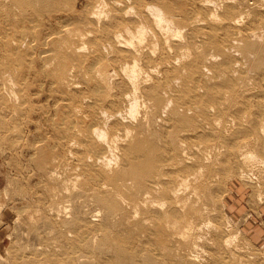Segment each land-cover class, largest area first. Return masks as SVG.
<instances>
[{"label":"rangeland","instance_id":"rangeland-1","mask_svg":"<svg viewBox=\"0 0 264 264\" xmlns=\"http://www.w3.org/2000/svg\"><path fill=\"white\" fill-rule=\"evenodd\" d=\"M205 1L208 0H183V8L185 9L184 11L190 15L191 20L183 24L184 27L181 30L182 33L180 35V40L183 42L186 40L191 42V47L189 49V53L190 51L192 52L190 53L191 56L193 55V57H201L202 61L200 62L198 72L199 76H203L202 78L204 83L197 82L193 79H189L188 77H176V69H180L181 64L175 62L172 54L169 52H166V54L162 56L159 53L160 51L157 50V56H155L159 58L158 62H155L157 59L153 55H150V58H143L146 60L141 59V61H138V69L139 67V70L143 69V75L141 77H146V87H152L160 82L164 84L163 89L161 90L162 99H164V101L167 100V102H164L163 106L162 104L159 105L157 103L158 107H156L157 109L154 107V111H151L144 106H142V108L140 107L139 113L141 114L138 113V116L136 115L135 119L133 120L131 119L133 118L131 116L127 117L126 115V118L123 116L127 114L123 113L128 109V104L124 101L125 93L123 92H127L129 85L126 80V76L121 70L123 65L133 63V55L128 54V56H126L121 53V51H128V49L118 47L115 44H110L105 41H98L97 38L99 37V23L97 22H93L96 26L84 27V30L81 31L84 35H88V32L91 33V36L89 35V37L84 38L85 40L81 39L82 34L80 36L74 34L72 36L71 42H69V45L68 43H65V39L70 36L56 37L57 41L54 42L56 46L60 48L63 46L61 48L62 51L64 50L63 52L70 56V60L67 62L61 63V61L58 59H54L52 60L54 62L49 61L50 64L47 63L49 66L42 65L40 67L42 63L32 64L30 70L27 72V77H29L27 78L26 73H24V77L27 79L25 78L22 83L19 82L20 75L22 74L21 69L14 70V82H11L10 79L8 80L7 78L10 76L5 74L9 84L6 83L4 91H1L2 89L0 90V264H31V262L34 264L96 263L97 256L96 254L94 255L93 248L91 247L93 244L94 248L98 247L100 239H98L99 237L97 234L101 235L98 225L103 219L105 213H108V210L103 208L105 207V204L102 203L103 199L114 198L113 200L116 201L125 200V205L123 204V207L126 206L124 207L127 209L124 210L126 216L124 215V212L121 214L117 211V215L115 216L118 217L114 218L112 223L113 227L117 225L118 229H123V231L119 229L122 231V233L126 232V234H128L127 231H131V228L135 229L141 220V213L143 212L144 208L142 209L140 204L141 200L138 198V190H128L126 188L127 190L125 189L118 192H110L111 196L110 194H107L101 185H107L108 180H105L100 176L102 171L101 169H105L106 166L103 163H100V161L98 163L97 159L88 156L87 152L83 149L87 148L86 146L77 144V140L79 141L82 139V137H84V127L88 124L90 125L94 123L95 121L100 122L99 125L100 128L102 127L101 129H103V127L105 128L106 125L109 129L108 143L110 144L104 142H100V144L104 148L108 149L112 143L111 140L113 136L110 134L112 119H108V123H105L106 121L103 122L101 120V112L98 108L96 109L95 116H92V108L88 109L89 107L93 106L91 105V90H94L97 85H100L101 90L104 89L103 93H107L105 95L103 94L105 97L106 95L112 97L109 98L113 107L112 109L108 110V114L113 115L114 113L120 114L123 112L121 117L122 125L128 126L129 128L133 129L134 132L136 129L138 130L135 133L132 132V135L140 133L139 137L141 140H143V142L150 137L152 139L154 138V142L158 145L160 150L158 152V157L162 159L161 161L167 160L166 165L168 164V166L166 170L172 172L171 175L175 180L180 179L181 176H188V178H190L186 184H189V191L193 192V186L196 188V190L197 188L201 189L200 192L197 190L198 194H201V198L198 197L199 195H193V193L197 194L196 191L191 194L188 192V189L183 186L180 187V189L185 188L184 191L182 190L183 194L187 193L189 195H183L181 191V194L183 195L182 198L179 194L181 199H185V202L188 199L186 198L187 196L191 197L193 201L195 200L193 202L190 201L192 199H188L186 205L185 202L182 203L180 205L182 210L180 215L177 217L178 225L186 226L185 224H190L191 231H188L189 234L192 232V230H194L190 234L192 236L190 237V240L195 241L197 239L195 242L197 247H199L198 250L197 247L196 249L191 250V252L193 251L191 253L192 260H194L193 258L196 259L194 263L264 264V0H213L216 5L218 4V7L214 4V2H212V0H209V4ZM2 2L3 1L0 0V6H2ZM211 2L215 5L218 12L215 10V7ZM79 5L80 2L77 3V7L75 9H79ZM71 7L74 8L72 4ZM73 11V15H77L76 10ZM211 13L214 15L216 14V17ZM211 15L215 17V19L217 16L219 17L215 20ZM208 16L210 18L212 17L211 19L213 22L208 18ZM196 19L198 20L194 24L193 22ZM186 27L188 28L187 30L184 29ZM74 29L75 28L72 27L71 30L74 31ZM92 34L94 35L92 36ZM185 36L187 38L183 39ZM88 40H97L99 45H90L88 44ZM204 42L206 45L203 44ZM208 43H211V45ZM247 44L249 46L252 45V49H249L255 51L253 52L255 54H252L248 47L246 49L245 45ZM11 45L14 47L16 46L14 42L11 43ZM255 45L258 47V49L255 47ZM23 46L27 48L26 44ZM79 46H81V48L83 46V48L78 49ZM86 46L88 50L85 48ZM259 46L261 47L260 50ZM24 47H22L23 50L21 49V53L23 55L22 59L25 60V58H27V60L32 63V58L27 56L30 55L31 51L26 48L24 49ZM198 47L201 48L199 49ZM39 48V51L43 49L42 47ZM2 49L3 45L0 44V53ZM218 50H224L225 53L222 51L219 53ZM25 54L26 57H24ZM82 55L86 58L85 60L81 58ZM0 57L2 58L1 54ZM89 61H93L95 65L98 62L96 65L98 68L90 70L88 68ZM257 63L259 66L256 65ZM261 65L263 66L262 68ZM255 66L258 68V70L255 69ZM156 67L160 68L159 73L156 70ZM152 69L153 72L155 74L158 73V75L151 73ZM216 72H219L220 75H218ZM149 75L151 77H149ZM221 75L223 78L227 77L226 80L220 77ZM241 76L243 80H241ZM115 77L120 78L115 79ZM102 78L104 80H101ZM209 78L214 79V82L213 80L211 82ZM178 79H181L182 83L181 81L178 83L176 81ZM60 81H62L64 84L66 83L65 85L63 84L66 93L76 92L78 97L77 110L79 111V114L77 111V119L79 121V125L77 132L79 133L78 137H75L76 139L71 141L72 144L75 142L73 148L68 145L67 148L69 150L66 149L64 151V155L61 160L57 159L58 163L56 166H51L50 161H47L43 165V169L41 167H39L41 168L39 169L37 167L38 165L36 164V161L38 160V154L35 153V147L38 142L40 143L43 139V142L45 141L47 144L52 143V139L48 138V141L45 140L47 137H49V134L51 135L52 126L50 122L52 118L53 121H58L64 117L62 112H58L60 110L59 106H55V104H57L56 100L59 98V94L57 92L58 90L53 92L56 88L55 83H60ZM151 81H153L154 84ZM176 82L180 85V87ZM67 83H71L70 86ZM75 84L78 85L76 86ZM112 85L113 88L111 87ZM68 86L72 88H68ZM168 86L171 87L170 91L168 90ZM245 86L247 88H245ZM200 88L204 89L199 90ZM241 88H244V92L241 90ZM7 89L9 92L6 91ZM9 89H11V91ZM21 90H24V93L28 94L27 96L30 99L25 96L27 105H25V108L23 109H25L27 113H20V115L13 113V110L16 112V105L24 102L22 96L19 94V91ZM248 91L252 93L250 94ZM139 96L140 94L138 93V96L136 97ZM177 96H183L184 98L177 99ZM231 96L233 100L231 99ZM139 98L142 101L144 100V98H141V96ZM169 98L173 99V102L169 100ZM225 101H227V103ZM221 102L224 103V105ZM151 104L153 103L151 102ZM164 104L166 106L168 105V107L164 106ZM175 104L179 107H176ZM223 106H226V108L222 109ZM212 107L214 111L212 110ZM174 108H178V111L181 114L185 112L183 111L184 108H188V112H190L191 109L192 112H187L190 115L188 116L187 114V117L188 119L190 117V119L194 121L182 126L179 125L177 128H175L176 126L174 127L175 124L173 125L174 122L170 113V111ZM123 117L124 119L122 120ZM146 117L147 120L145 119ZM215 118L220 120L221 125ZM93 119L95 120L93 121ZM148 119L150 121H148ZM215 121H217V123H215ZM146 122L150 123L151 127L146 125ZM104 123L106 125H104ZM218 123L220 126L215 125ZM145 125L149 128H147ZM193 127L194 130L197 129L195 131H198V134H194L192 138L193 140L191 141H186L183 140V138H179V143L180 140H182L183 143L185 141V143L182 144L181 141L175 150L176 153L175 151L173 152L172 147L169 145V143L172 141V138L184 130L192 131ZM147 129L148 131H152V134L149 133ZM175 130L176 132H174ZM120 132L121 126H119L118 129H112V133L119 134ZM141 134L143 135L141 136ZM155 135L156 137H154ZM46 143L42 144L47 145ZM167 144L169 146H167ZM75 145H77V147H75ZM78 146L81 148H78ZM146 146H148V144H146ZM123 147H125V145H123ZM112 149H114V147ZM32 150L35 151L33 152ZM70 150L71 153H69ZM212 150H216V152L213 153L211 152ZM240 150L244 151L242 152ZM115 151H112L113 153L115 152V154H113L114 157H112L110 152L107 154V162L109 163V167H106L105 169L106 171L108 170L106 175H111V172L114 173L115 169L120 168L123 164V150H120L119 147V150ZM33 153L36 156H34ZM239 153H242L243 156L241 157ZM29 154H31V156ZM116 158H120V160H117ZM51 159L52 156L48 154L46 160ZM179 162L180 165L178 164ZM91 164L93 165L91 166ZM202 165L205 168H203ZM185 166L189 167V169L183 170ZM201 167L203 168V171L200 169ZM199 169L202 171V173L201 171L198 173ZM68 171H70V173ZM43 172L47 173L44 174ZM52 172L54 173V177L49 175ZM190 173H198V176L201 175L199 177L200 179H198L195 183L193 179L194 176H190ZM48 175L51 179L48 178ZM68 177L70 179H67ZM75 177L77 179H74ZM72 180L73 182L74 180H77L74 182V184L79 182V186L77 183L74 186ZM175 180L168 178V186L170 188L178 186V181ZM171 181H173V184H170ZM84 182H87V184ZM100 182L103 183L101 184ZM193 182L196 184V186H198L196 187ZM82 183L85 184L86 188L84 189L87 191V193L85 195L80 194L81 197L80 195H77L76 200L72 201L73 195H75V193H79L78 191L80 189L78 188H81L80 185ZM84 184H82V186ZM199 185L203 188L199 187ZM87 187H91V189L89 190ZM49 189L53 192H49ZM52 193L57 194V197H55ZM130 194L132 195V199H128V196L131 198ZM117 196H119V198ZM52 197L55 199L53 198L52 200ZM170 197L169 199L166 198V194L159 195V197L155 196V198L158 199L156 200V202H158L156 205L158 206L156 207L155 205L154 209L160 208L165 210L170 206L174 208L175 204L172 202ZM50 199L54 203H52ZM189 201L190 203H188ZM164 202L167 205L162 206L161 203L165 204ZM191 202L194 204L196 202L197 204L194 206L192 205L191 208ZM51 203L53 206L50 205ZM137 203L138 207L136 206ZM76 205L78 208L81 207L82 211L85 212V220L81 221L79 224H76L73 221L76 219L74 216ZM182 205L185 206L183 207ZM50 206L52 209H50ZM160 206L165 207L161 208ZM187 206L191 208L190 211H188L189 209H185ZM69 207H72V209ZM138 209H140L139 212L137 211ZM195 209L198 211H193ZM52 210L54 211L51 212ZM67 210L73 211L70 212ZM114 210H111V212ZM185 210L188 211V214L186 215L184 214L186 212ZM192 211L196 212L197 214L193 213ZM191 213H193V215H191ZM133 216L136 219L133 218ZM189 216H192V218ZM194 216L195 218H193ZM119 217L123 219H120ZM130 219L132 220L130 221ZM119 221L124 224L120 223ZM64 222L65 224H63ZM69 222L72 224H69ZM183 222L185 223L183 224ZM132 223H135L136 227H133L134 225ZM128 225L130 226V229ZM88 231L90 233L89 235L87 234L89 237H98L96 241L91 240L90 243L88 240L91 238L86 239V237L82 236V234H86ZM121 231H119V233ZM126 234L124 236H126ZM127 236L121 241L128 248L129 254L134 257V262L137 261L136 263L138 264H183V261L180 258L178 259L179 261L177 260L176 254H173V251L171 254L170 252L168 253L167 250L162 252L163 254L161 251H159L160 248L157 245L161 244V242L165 240L159 239L160 243L158 240L145 242L144 240H137L136 238L130 240ZM179 240H173L176 241L178 245L174 242L172 245H170L174 249H177L178 247L179 249H183L184 239H181V241ZM224 240L226 243L228 242L227 246L225 245L226 243ZM180 243L182 244L181 247L179 245ZM93 256L96 257L93 258ZM91 257L95 261H93Z\"/></svg>","mask_w":264,"mask_h":264},{"label":"bare ground","instance_id":"bare-ground-1","mask_svg":"<svg viewBox=\"0 0 264 264\" xmlns=\"http://www.w3.org/2000/svg\"><path fill=\"white\" fill-rule=\"evenodd\" d=\"M2 1H3L2 2V6H0V41H1L0 44L3 45V49H2V51L0 53L2 55V58L0 57V90L2 89L1 91H4V87H5L6 83L9 84V82H8L9 79H10L11 82H14L13 73H14V70H16V69H21L22 70V74L20 75V78H19V82L22 83V81L27 77V72L30 70L32 64L42 63L40 65V67H41L42 65L46 66L47 63H49V61H52L54 59H58L59 61H61V63H64V62H67L68 60H70V56L67 53L63 52L64 50L62 51L61 48L63 46L60 48V47L56 46V44L54 43L55 41H57L56 37L70 36V37H67L65 39V41H66L65 43L69 44V42H71L72 36L74 34L77 35V36H80L82 34L81 31L84 30V27L96 26V25H94L93 22L99 23V25H98V27H99L98 28V31H99V33H98L99 35L98 36L99 37L97 38L98 41H105V42H108L110 44H115L118 47L128 49V51H121V53L126 55V56H128V54L133 55V59H134L133 63L125 64V65H123V68L121 69L123 74L126 76V80L128 82V85H129L128 88H127V92L126 91L123 92V93H125L124 101H125V103L128 104L127 111L124 112V113L122 112L123 114L127 113V114L123 115L125 118H126V115H127V117L128 116L133 117V118H131L132 120L135 119V116L139 113V109H140V107L142 108V106H144L145 108L147 107L151 111H154V109L156 107H158L157 103L159 105L162 104V106H163V103L167 102V100L164 101V99H162V91L161 90L163 89V85L164 84L162 82H160V83H158V84H156V85H154L152 87H146L145 86V84L147 83L146 79H145L146 77H141L143 75L142 74L143 69L139 70L140 67L138 69V61H141V59L142 60H146V59L150 58V55H153L157 59V60H155V62H158L159 58L156 57L157 56L156 55V51L157 50L160 51L159 53L162 56L165 55L166 52H169L170 54H172L174 61L181 64V65L179 64L181 66V68L178 69V70L176 69V71H177L176 77H180V78L181 77L182 78L188 77L189 79H193V80H195L197 82L204 83V80L202 78L203 76H199V72H198L199 66H200V62L202 61L201 57L200 56H194L193 57V55L191 56L190 53H192V52L190 51V53H189V49L191 47V42L189 40H186V41L184 40L185 42L180 40V35L182 33L181 30L184 27L183 24L185 22L191 20L190 15L184 11L185 9L183 8V0H73V1L72 0H2ZM214 1H216V0H214ZM214 1L212 0V2H214ZM78 2H80L79 9H75L77 7V3ZM205 2H207L208 4L210 3L209 0L205 1ZM71 4H72V6L74 8L71 7ZM212 4H210V5H212ZM214 4H215V2H214ZM215 5H214V7H215ZM73 10H76L77 15H75V14L73 15V12H74ZM215 10H216V7H215ZM212 15L216 17V14L215 15L212 14ZM215 17H213V18L215 19ZM218 17L219 16H217V18ZM208 18L211 19L209 16H208ZM197 20L198 19H196V20H194V22L193 21L192 22L195 24V22ZM219 20H221V19H219ZM212 22H213V20H212ZM192 24H191V26H192ZM198 24H199V21H198ZM219 24H220V22H219ZM235 25H236V23H235ZM72 27L75 28L74 31L71 30ZM184 29L187 30L188 28L186 27ZM92 32H94V31H92ZM90 34H91L90 32H88V35L87 34H85V35L82 34L81 39L83 40L85 37H89ZM39 35L42 36V37H40ZM93 35L94 34H92V36ZM183 36H184V34H183ZM253 37H254V35H253ZM76 38H78V37H76ZM185 38H187V37L186 36L183 37V39H185ZM97 40H88V44L93 45V46L95 44L99 45ZM13 42L16 45L15 47L11 45V43H13ZM25 44H26L27 48L23 46ZM203 44L206 45L205 42ZM208 44L211 45V43H208ZM248 44H250V43H248ZM247 45H245L246 49H247V47L249 49L252 46V45L251 46H249V45L247 46ZM66 46H67V44H66ZM22 47H24V49L26 48V49H29L31 51L30 55H27V56L32 58V60H33L32 63L29 62L27 60V58H25V60L22 59V57H23V55L21 53V51L23 50ZM39 47H42L43 49L41 51H39V49H40ZM255 47H256V45H255ZM82 48H83V46H82ZM82 48H81V46L78 47V49H82ZM85 48H87V46ZM256 48L258 49V47H256ZM219 49H220V47H219ZM243 49H244V47H243ZM251 49H249V51ZM260 49H261V47L259 46V50ZM87 50H88V48H87ZM105 50H106V48H105ZM196 50H197V48H196ZM221 51L222 50H220L219 53ZM242 51H244V50H242ZM109 52H110V50H109ZM222 52L225 53L224 50ZM253 52H255V51L251 50V53L255 54ZM109 56H111V55H109ZM24 57H26V54H25ZM263 57H264V55H263ZM81 58H83L84 60L86 59L83 55L81 56ZM143 58H146V59H143ZM84 60H83V62H84ZM52 62H54V61H52ZM49 64L47 66H49ZM97 64H98V62L96 63V65ZM96 65H95V63L93 61L92 62L89 61V64H88L89 67L88 68L90 70L98 68ZM256 65L259 66L258 63ZM156 66H157V64H156ZM159 67H156L157 69L155 68L158 71V73L160 71ZM262 67L263 66L261 65V68ZM255 69L258 70V68H256V66H255ZM112 70H113V68H112ZM41 72H43V71H41ZM24 73H26V77H24V75H25ZM151 73H154L153 69H152ZM158 73L157 74L154 73V74L158 75ZM216 73H218V75H220L219 72H216ZM5 74L6 75L8 74V76H10V77L7 78ZM4 75H5V77H4ZM117 76H118V74H117ZM146 76H148V75H146ZM149 77H151V76L149 75ZM149 77H147V78H149ZM205 77H206V75H205ZM220 77H222V75ZM116 78H120V77H115V79ZM222 78H220V79H222ZM226 78L227 77H225L223 79L226 80ZM241 78H242V76H241ZM205 79H207V78H205ZM6 80H7V82H6ZM101 80H104V79L102 78ZM210 80H211V82H212V80L214 82V79H210ZM241 80H243V78ZM62 81H64V80H62ZM62 81H60V83H55L56 84V88H55V90L53 92H56L58 90L57 92L59 94V98L56 100L57 104H55V106H57V105L59 106L60 110L58 112L59 113L62 112V114H64V117L62 119L58 120V121H53V118H52L51 122L49 121L51 123V126H52V131H51V135L49 134V137H47L45 140L48 141V138L52 139V143L47 144L45 141L43 142V140H44L43 139L41 142L42 143H46L47 145H43L41 142L40 143L38 142V144L36 145V147H35L36 148V152L35 153H37L38 156H39V158L37 156L38 160L36 161V164L38 165L37 166L38 168L41 167L43 169V165L47 161H50L51 166H56L57 163H58L57 159L61 160V158L64 155V151L66 149H68L67 148L68 145H70L73 148V145L75 144V142L72 144L71 141L75 140L76 139L75 137H78V133H79V132H77L78 131L77 128H78V125H79V121L77 119V111H78L77 110L78 109L77 100H78V97L76 95V92H74V93L73 92L72 93H66L65 92V88H64V85L66 83L64 84ZM176 81L178 83H180L179 81H181V79L180 80L178 79ZM239 81H240V79H239ZM151 82L153 83V81H151ZM181 83H182V81H181ZM209 83H210V81H209ZM23 84H24V82H23ZM70 84H68V85L70 86ZM195 85H196V83H195ZM69 86H68V88H72V87H69ZM111 87L113 88V85ZM168 87H169L168 90L170 91L171 87L170 86H168ZM179 87H180V85H179ZM106 88L111 89L109 87H106ZM245 88H247V87L245 86ZM201 89L202 88H200L199 90H201ZM243 89L241 88L242 91H243ZM9 90L11 91V89H9ZM103 90H101L100 85H97V87L94 90H91V100H92L91 105H93V106L89 107L88 109L92 108V111H91L92 116H95L96 109L98 108L99 111L101 112L100 113L101 114V120L103 122L106 121L105 123H108L107 121L112 119L111 120L112 123H111V126H110V134H111V136H113V138H112V140L110 139L112 141L110 147L112 146L111 149L114 147V149H112V151H115V150L118 151L119 147H120V150H123L122 154H123V164L124 165L122 164V166L120 168L115 169V171L113 170L114 173L111 172L112 176L110 174L106 175L108 170L106 171L105 169H106V167H109L108 166L109 163L107 162L108 161L107 160L108 159L107 158V154L110 152V154H112V157H114L113 154H115L116 151L113 153L111 151L110 147H108V149H106L100 144V142L101 143L104 142V143L110 144V143H108V140H109V129H108V127H107V125L105 123H104V125H106L107 130H106V127L105 128L103 127V129H101L102 127L100 128V125H99L100 122L99 121L98 122L95 121L94 122L95 124L92 123L90 125L89 124L86 125L84 127V137H82V139H80L79 141L77 140V142H78L77 144L86 146L87 148H83V149L87 152L88 156L97 159L98 163L100 161V163H103L106 166L105 169H101L102 171L100 173V176L103 179L108 180V184L107 185H101L103 190H105V192H107V194H110V192H112V191L113 192L114 191L118 192V191H121V190H125L126 188L128 190H132V189L133 190H135V189L138 190V198H139V200H141L140 204L142 206V209L144 208L143 212L141 213L142 214L141 220L139 221L137 227H136L135 223L134 224L132 223L134 225V226L133 225L132 226L136 227L135 229L134 228L130 229V226L128 225V227H129V229L131 231H129V232L127 230L126 231H127V233L129 235L126 234V232H124V233L126 234V236L128 235L127 237L130 240L134 239V238H136L137 240H144L145 242H147V241L151 242L153 240H156V241L158 240V242H159V239L165 240V241H162L161 244L157 245V246H159V248H160L159 251H161V253L165 252L167 250V252L168 253L170 252V254H171L172 251H173V254H176L177 260L180 258L183 261L182 262L183 264H195L194 262H195L196 259L193 258L194 260H192L191 253L193 251L191 252V250L192 249H196L197 245H196L195 241L197 239L195 241L193 240L194 242L192 240H190V237H192L190 234L194 230H192V232H190V234H189L188 231H191L190 230V224L188 223V225L185 224L186 226H180V225H178V222H177L178 221L177 217L180 215V212L182 210V207L180 205L185 202V199L183 200V199H181V197L184 194L189 195L187 193L183 194V191H184L185 188L186 189L189 188V186H188L189 184H186V182L188 183V180H189L190 177L188 178V176H184V177L181 176L180 179L175 180L173 178V176L171 175L172 172H169L168 170H166V168L168 166V164L166 165L167 160L161 161L162 159H160L158 157V152L160 150H159L158 145L154 142L155 141L154 138L153 139L151 137L149 139L145 138L146 141L143 142V140H141L140 137H139L140 133L132 135V132L135 133L136 131H138L137 129L134 132V130L129 128L128 126L122 125V123H121L122 113H120V114L119 113H114L113 115H109L108 114V110L112 109V107H113L111 102H110V98H109L111 96H109V95L107 96L106 95V97H105L104 95L107 94V93H103ZM6 91H8V89ZM21 91H19V94L22 96V99H23L24 102L20 103L19 105H16L17 106L16 107L17 108L16 112H14V110H13V113H15V114H20V113L25 114L26 111L23 108H25V105H27L26 104L27 103L26 97L28 99H30L27 96L28 94L24 93V90H21ZM114 91H115V89H114ZM248 92H246V93H248ZM111 93H112V91H111ZM138 93L140 94L141 98H144L143 101L139 98L140 96L136 97V96H138ZM249 93L251 94L252 92H249ZM13 94H14V92H13ZM126 94H127V96H126ZM165 98H167V97H165ZM182 98H184V97L183 96H177V99H182ZM225 98H227V97H225ZM231 99H232V96H231ZM12 100H14V99H12ZM169 100L172 101L173 99L169 98ZM151 102L153 104H151ZM225 102L227 103V101H225ZM228 102H229V100H228ZM2 104H4V103H2ZM165 104H164V106H166ZM222 104L224 105V103H222ZM230 104H231V100H230ZM166 107H168V105ZM176 107H179V106L176 105ZM225 108H226V106L222 107V109H225ZM187 109L188 108H184L183 111H185V112L183 114H181L178 111V108H174V109H172L170 111L171 118H172V120L174 122V123L173 122L172 123H173V125L175 124L174 127L176 126L175 128H177V126H179V125L182 126L184 124L192 123L194 121V120L190 119V117L188 119L187 114L192 112V110L190 109V112H188ZM3 110H4V108H3ZM125 110H123V111H125ZM212 110H213V107H212ZM147 111H146V113H147ZM128 113H129V115H128ZM78 114H79V111H78ZM139 114H141V113H139ZM26 116H27V114H26ZM188 116H190V115L188 114ZM124 117L122 118V120L124 119ZM148 118H149V114H148ZM145 119L147 120V117ZM150 119H151V117H150ZM94 120L95 119H93V121ZM138 120H139V118H138ZM144 120H142V121H144ZM28 121H29V119H28ZM148 121H150V120L148 119ZM217 121L221 125L220 120L218 119ZM217 121H215V123H217ZM147 122H146V125H149L151 127V124L147 123ZM154 122H155V120H154ZM219 123L215 124V125L220 126ZM26 124H27V122H26ZM119 126H121V132L119 134L112 133V129H118ZM194 127H196V126H194ZM194 127H193L192 131L184 130L181 133L180 132L179 133L177 132L178 134L175 133L177 135V137H176V135L174 136V138L171 137L172 141L169 143V145L172 147V151L173 152L176 150V148L178 147V145L182 141V140H180V143H179V141H178L179 138H183V140H186V141L187 140H189V141L193 140L192 139L193 135L194 134H198L197 133L198 131H195L197 129L194 130ZM147 128H149V127H147ZM218 128H220V127H218ZM79 129H80V127H79ZM150 130H151V128H150ZM147 131H148V129H147ZM148 132L151 133L152 131H148ZM174 132H176V130ZM157 134H158V131H157ZM142 135L143 134H141V136ZM154 137H156V135ZM22 142H23V139H22ZM184 143H185V141H184ZM184 143L182 141V144H184ZM146 144H148V146H146ZM123 145H125V147H123ZM169 145L167 144V146H169ZM75 147H77V145H75ZM78 148H81V147L78 146ZM215 148H213V149H215ZM207 150H208V148H207ZM216 150H217V148H216ZM216 150L215 151L212 150L211 152L214 153V152H216ZM240 151L243 152L244 150H240ZM69 153H71V150L69 151ZM175 153H176V151H175ZM48 154L50 156H52L51 160H46V158L48 157ZM120 154H121V152H120ZM29 155L31 156V154H29ZM240 155H241V157L243 156L242 153ZM244 155H246V154H244ZM34 156H36V155L34 154ZM190 158H192V157H190ZM116 159L120 160V158L119 159L116 158ZM192 159H194V158H192ZM112 160H114V159H112ZM187 161H189V160H187ZM69 162H71V161H69ZM73 162H75V161H73ZM118 162H120V161H118ZM190 162H191V160H190ZM178 164L180 165V162ZM92 165L93 164H91V166ZM63 166H64V162H63ZM181 166H182V164H181ZM169 167H171V166H169ZM202 167H203V165H202ZM202 167L200 169H202V171H203V168H205V167H203V168ZM41 168H39V169H41ZM110 168H111V166H110ZM185 169H189V167L185 166L183 168V170H185ZM200 169L198 170V173H199V171H201ZM202 171H201V173H202ZM61 172H62V170H61ZM68 172L70 173V171H68ZM46 173H44V174H46ZM71 173H72V171H71ZM198 173H196V174L195 173L194 174L190 173L189 174L192 177L194 176L193 179H194L195 183L197 182L198 179H200L199 177L201 176V175L198 176L199 175ZM53 174L54 173L52 172L49 175H52L51 177H54ZM49 175H48V178L51 179ZM65 175H66V173H65ZM65 175H63V176H65ZM202 175H204V174H202ZM56 176H58V175H56ZM73 176H74V174H73ZM69 177L67 179H70ZM168 178H171V179H173L175 181H178V186L177 187L174 186V188H170L168 186V184H169L168 183ZM74 179H77V178L75 177ZM78 179H80V178H78ZM60 181H62V180H60ZM75 181H77V180H74V182ZM72 182H73V180H72ZM74 182H73V185L75 186V184L77 182L75 184H74ZM78 183H77V185H78ZM84 183H82V184H84ZM201 183H200V185H201ZM82 184L80 185L81 188L80 187L78 188V189H80L78 191L79 193H75V195H73V200L72 201L76 200V196L77 195L78 196L80 194L81 195H85L87 193V191L84 189V188H86L85 184H87V182L83 186H82ZM170 184H173V181H171ZM197 184H199V183H197ZM69 185H71V184H69ZM89 185H91V184H89ZM200 185H199V187L202 186V185L201 186ZM181 186H183L185 188L180 189ZM195 186H196V184H195ZM91 187H94V186H91ZM91 187L90 188L87 187V188L90 190ZM47 188H46V190H47ZM193 188H194V186L192 187V191L193 192L196 191L197 194L189 191V189H188V192L191 193V194L193 193V195L195 194V195L198 196L199 194H198L197 190H199V192H200L201 189L197 188V190H196V188H194V189ZM201 188H203V187H201ZM54 189H56V188H54ZM207 189H209V188H207ZM190 190H191V188H190ZM54 191H57V190H54ZM181 191H182L183 195L181 194ZM49 192H53V191H51L49 189ZM54 193H56V192H54ZM54 193H52V194H54ZM163 194H166V198H168V199L171 196L170 198L172 199V202L175 204L174 208H172V206H170L169 208L167 207L165 210L160 209V208L159 209L158 208L154 209L156 203H158V202H156V200H158V199H156L155 196L159 197V195H163ZM179 194L181 195V197H180ZM191 194H190V196H191ZM56 195L57 194H54L55 197H57ZM81 195H80V197H81ZM193 195H192V197H193ZM59 196H61V195H59ZM110 196H111V194H110ZM200 196H201V194L198 197H200ZM50 197H51V195H50ZM83 197H85V196H83ZM117 197L119 198V196H117ZM53 198L54 197H52L51 199L53 200ZM77 198H79V197H77ZM186 198L192 199L191 197H188V196ZM194 198H195V196H194ZM208 198H209V196H208ZM63 199H65V198H63ZM113 199L107 198V199H103L102 200V203L105 204V207H103V208H106L108 210V213H105L103 219L100 221V223L98 225L99 228H100V232H101V235L97 234V236L99 238L96 237V236L92 237V238L89 237L88 236L90 234L89 231L86 232V234H82V236L86 237V239L91 238V239L88 240V241H90V243H91V240H95L96 241L97 238L100 239L98 247L94 248L93 247L94 244L91 247V248H93L94 255L96 254V256H97V257L93 256V258L96 257V259H97V262L93 263V264H138V263H136L137 261L134 262V257L129 254L128 248L121 241V240H123L124 237H126V236H124L125 234L122 233L123 229L119 228V229L122 230L121 231V230H119L117 228V225H115V227L112 226L114 218L118 217V216L117 217L115 216V215H117V211H118V213L120 212L121 214L124 212V215L126 216L124 210H127V209L124 208L126 206L123 207V204H124L125 200H121L122 198L120 199L121 201H116V200H113ZM128 199H132V195H131V198H129V196H128ZM188 199L186 200L185 205H186ZM190 201H193V199L190 200ZM190 201L188 203H190ZM193 202H191L192 203L190 205L191 208H192V205L194 206L195 204H197L196 202H195V204ZM52 203H54V202L52 201ZM52 203L50 204L51 206H53ZM132 203H133V201H132ZM161 205L163 206V205H167V204L166 203L165 204L161 203ZM169 205H170V203H169ZM187 205H189V204H187ZM51 206H50V209H52ZM136 206L138 207V203H137ZM157 206L158 205H156V207ZM162 206H160V207L161 208L165 207V206L164 207H162ZM82 207H83V205H82ZM118 207H119V209H118ZM187 207L185 209H189L188 211H190L191 208H189V207L187 208ZM70 209H72V207ZM111 210H114V211L111 212ZM139 210L140 209H138L137 211L139 212ZM53 211L54 210H52L51 212H53ZM67 211H70V210H67ZM71 211H73V210H71ZM74 211H75V215L74 216L76 217V219L73 220L74 223L79 224V223H81V221L85 220V217H84V215H85L84 213L85 212L82 211L81 207L78 208L77 205H76V209ZM188 211H186L184 214L185 215L188 214L187 213ZM193 211H198V210L195 209ZM70 212H68V213H70ZM199 212H200V210H199ZM37 213H39V212H37ZM193 213H196V212H193ZM193 213H191V215H193ZM138 215H140V214H138ZM66 216H67V214H66ZM46 217H48V216H46ZM186 217H185V219L187 220L188 217L187 218ZM133 218H135V217L133 216ZM190 218H192V216ZM193 218H195V216ZM120 219H123V218H120ZM127 219H129V218H127ZM71 220H72V218H71ZM131 220L132 219H130V221ZM120 221H123V220H120ZM194 221H195V219H194ZM71 222H69V224ZM116 223H118V222H116ZM120 223H122V222H120ZM184 223L185 222H183V224ZM63 224H65V222ZM122 224H124V223H122ZM179 224H181V223H179ZM123 227H125V226H123ZM192 227H193V225H192ZM132 229H133V232H132ZM119 231H121V232L119 233ZM194 237H195V235H194ZM175 239H178V240L180 239L179 241H181V239H184L183 240V244H184V248L183 249H181V248L179 249L178 246H176V247H178L177 249L176 248L174 249L171 246L173 242L177 244L176 241H173ZM165 242H167V243H165ZM197 243H199V242H197ZM225 243H226V241H225ZM227 243L225 244L226 246L228 245ZM179 245L181 247L182 244L180 243ZM85 247H86V245H85ZM152 248H153V246H152ZM198 248L199 247H197V250H198ZM142 250H144V249H142ZM134 251L137 252L136 250H134ZM167 252H166V254H167ZM91 259H92V257H91ZM30 260H35V259H30ZM84 260H85V258H84ZM89 261H91V260H89ZM93 261H95V260H93ZM196 263H197V261H196ZM31 264H34V263L31 262Z\"/></svg>","mask_w":264,"mask_h":264}]
</instances>
